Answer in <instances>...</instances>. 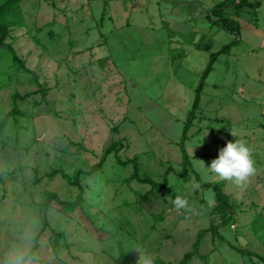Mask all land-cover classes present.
<instances>
[{"label": "rangeland", "instance_id": "374dc122", "mask_svg": "<svg viewBox=\"0 0 264 264\" xmlns=\"http://www.w3.org/2000/svg\"><path fill=\"white\" fill-rule=\"evenodd\" d=\"M11 1L0 252L33 231L38 264H182L188 253L187 264H264L239 251L264 258V0L226 9L241 40L206 81L187 168L196 90L211 54L235 39L210 22L224 0ZM234 140L255 161L242 187L205 168Z\"/></svg>", "mask_w": 264, "mask_h": 264}, {"label": "trees", "instance_id": "16d2710c", "mask_svg": "<svg viewBox=\"0 0 264 264\" xmlns=\"http://www.w3.org/2000/svg\"><path fill=\"white\" fill-rule=\"evenodd\" d=\"M12 4H14V2L9 0V1H6L3 6L0 7V31L2 32V34H0V46H2V47H10V45H8L7 43H4L3 40H4V37L8 33V26L10 24L9 15L12 13L9 8H11ZM230 4H237L238 8H241L243 6L254 8V7L260 5V1H259L258 5H254L250 2V0H240L238 3H237V0H224L223 2L219 3L215 8H213L211 11V13H212V15L210 16L211 24L213 26H217L219 28L226 30L227 32L234 34L235 39L232 40L231 42L225 44L219 51L213 52L211 54L209 64H208L207 68L205 69V71L201 77L200 84L196 90V97H195L194 105H193L192 111L190 112L189 117L185 123L184 129H183V136L181 139V147H182V151H183L185 168L192 167L191 158H190V156L186 150V144L185 143L188 140V133H189L191 127L193 126V122L196 118L197 112L200 109L201 95H202V92L205 88L206 81H207L210 73L212 72V70L214 68V64L218 61L220 55L223 53H230L232 51L233 47L240 44L242 27H241V24L238 20L231 17L226 12V9ZM14 6H16V5H14ZM17 10H18V7H16L15 11H17ZM15 11H13V12H15ZM215 16H216V19H215ZM107 152H109V150ZM137 171H138V167L136 165L135 172L137 173ZM199 180H200L203 187H214V189L217 193V199L220 201V203L222 205H226L228 207L230 206L227 198L225 197V195L223 193L222 188L219 185L207 184V183L203 182L200 177H199ZM141 181L146 182V183H150L154 188H156L157 186L160 185V183L152 181V180H144L143 179ZM46 220H47V216H46ZM198 240L200 241V238ZM37 247L38 246L35 245L32 248L33 253L35 252ZM239 251L243 255L258 256L264 260V258L262 256H260L256 253H253L251 251L242 250V249L241 250L239 249ZM190 257H191V253H188L182 264H187V261L189 260Z\"/></svg>", "mask_w": 264, "mask_h": 264}, {"label": "clouds", "instance_id": "9594fccd", "mask_svg": "<svg viewBox=\"0 0 264 264\" xmlns=\"http://www.w3.org/2000/svg\"><path fill=\"white\" fill-rule=\"evenodd\" d=\"M205 168L221 180L242 187L255 173V161L251 149L245 143L234 140L227 142ZM172 203L177 211L189 208L188 200L183 198L178 197ZM34 238L35 232L25 231L19 240L11 242L6 250L0 252V264H38L32 251Z\"/></svg>", "mask_w": 264, "mask_h": 264}]
</instances>
